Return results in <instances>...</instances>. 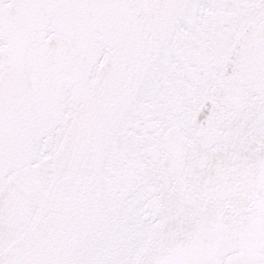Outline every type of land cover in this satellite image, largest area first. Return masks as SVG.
Returning <instances> with one entry per match:
<instances>
[{
  "label": "snow or ice",
  "instance_id": "6c2138e0",
  "mask_svg": "<svg viewBox=\"0 0 264 264\" xmlns=\"http://www.w3.org/2000/svg\"><path fill=\"white\" fill-rule=\"evenodd\" d=\"M0 264H264V0H0Z\"/></svg>",
  "mask_w": 264,
  "mask_h": 264
}]
</instances>
